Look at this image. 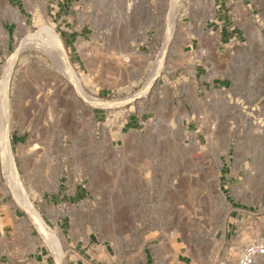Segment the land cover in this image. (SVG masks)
<instances>
[{"label": "rangeland", "instance_id": "1", "mask_svg": "<svg viewBox=\"0 0 264 264\" xmlns=\"http://www.w3.org/2000/svg\"><path fill=\"white\" fill-rule=\"evenodd\" d=\"M163 1L0 0V264H237L264 240V0L246 1L245 34L220 50L210 0ZM45 27L87 95L110 108L77 94ZM81 33L71 48L66 34ZM21 41L6 114L5 69ZM7 124L24 193L54 243L8 184ZM180 126L198 145L189 168ZM41 172L56 180L44 186ZM75 184L84 193L68 202L61 192Z\"/></svg>", "mask_w": 264, "mask_h": 264}, {"label": "bare ground", "instance_id": "2", "mask_svg": "<svg viewBox=\"0 0 264 264\" xmlns=\"http://www.w3.org/2000/svg\"><path fill=\"white\" fill-rule=\"evenodd\" d=\"M166 1V0H164ZM163 1V2H164ZM176 2V1H175ZM175 5V4H174ZM173 8V7H172ZM174 10V9H173ZM172 11V10H171ZM15 12V11H14ZM13 13V12H12ZM173 14V13H172ZM19 21L21 20V16L19 13H16ZM170 25V24H169ZM26 26V23L24 21L21 20V27L24 29ZM44 34V40L45 42H47L49 44V46H51L52 48H54L55 50H57V52L59 53V67L61 72L63 73V76H65V78L67 79V81H69L75 88V91L77 92V94L79 96H81V98L83 97L89 104L90 107H100V108H105L108 109L110 108L113 104L112 103H108V102H102V101H97V100H93L92 97L90 98V96L87 95V93L84 91L82 85H81V81L78 78L76 72L74 71L73 67L71 66V64L69 63L68 60V56L64 50V47L62 45L61 40L59 39L58 35H56L50 28L45 27L42 31ZM24 41H21V43L19 44V47L17 48L16 53L13 55V57H11L10 60V64L9 66L5 69L6 70V77L4 78V87H5V92L4 95L2 97V108L4 113L8 112V108H9V103H8V96L6 94L7 92V86H8V81L10 79L11 76V72H12V66L14 65L15 61L17 60V58L20 56L21 52H22V47H23ZM47 48V47H46ZM154 72V71H153ZM154 74V73H153ZM157 76L158 74L156 73L155 75H152V77L147 81V85L149 87H151V85H154L156 83L157 80ZM130 80V79H129ZM151 89V88H150ZM146 91V90H145ZM141 92V91H140ZM139 92V93H140ZM78 97V96H77ZM96 99V98H95ZM6 120V119H4ZM7 122V121H6ZM5 123V122H4ZM6 126V125H5ZM4 126V127H5ZM5 134L3 136V141L4 143H2V147H3V151L6 158L8 156V160L9 162H7V166L8 169L5 171L7 172V178H8V184H10L11 187V191L13 193V195L15 196V200L18 201L20 204H22L24 206V208L27 209V213H29V217L34 221V223L40 228L42 234L45 236V238H47L48 241L53 242L54 243V239H55V235L52 233V231L48 230V227L46 224H44V222L41 219V216L39 215V213L35 210V208L33 207V205L27 200V195L24 193L23 190V185L19 176V173L17 171V168L15 166V162L14 159L12 157V151H11V147H10V140H9V130H8V124L7 127H5ZM179 133L180 136L182 138V140L180 141V145H179V152L182 154V159L184 161V163H186V167L185 168H189L190 165L193 164V158L192 159V154L194 151L198 150V145L196 143V141L194 139H192V144H187L185 141L186 135H187V128L180 126L179 128ZM214 133V132H213ZM3 134V133H2ZM214 135V134H213ZM123 134L119 135V138H122ZM210 139V138H209ZM238 142V141H237ZM224 143L228 144V141L225 140ZM211 145V144H210ZM214 146V145H213ZM230 146V145H229ZM237 152L240 150V145L237 144ZM213 148V147H211ZM208 149V148H207ZM154 152V151H153ZM214 152V151H213ZM143 153V152H142ZM200 155V154H199ZM4 156V155H3ZM138 156V155H137ZM137 158V157H136ZM198 158V157H197ZM5 159V158H4ZM3 159V160H4ZM201 159V158H200ZM7 160V159H6ZM204 160V159H203ZM140 163V162H139ZM219 163V162H218ZM6 164V163H4ZM153 164V163H152ZM196 164V163H194ZM200 164V163H199ZM198 164V165H199ZM206 167V166H205ZM6 168V166H5ZM191 168V167H190ZM182 187V186H181ZM130 213V212H129ZM128 214V213H127ZM35 225V226H36ZM20 231V230H19ZM20 233V232H19ZM22 233V232H21ZM43 236V237H44Z\"/></svg>", "mask_w": 264, "mask_h": 264}, {"label": "crops", "instance_id": "3", "mask_svg": "<svg viewBox=\"0 0 264 264\" xmlns=\"http://www.w3.org/2000/svg\"><path fill=\"white\" fill-rule=\"evenodd\" d=\"M247 0H210L209 1V10L211 11L210 21L216 23L217 32L219 33L217 36V41H215V45H217L218 50L222 48L225 43H228L232 40H236L241 38L243 34H245V29L243 28V34H240L239 31L241 27L239 26V22L241 20L246 19L250 15L249 5L246 2ZM214 12V14H213ZM230 21H237L236 24H230ZM73 33V32H71ZM73 36L70 34H66L65 40L67 43L71 44V48H76V44L84 40L86 37L81 33L77 36V39L73 41ZM212 45V42H209V48ZM216 51V50H215ZM24 134L19 132H14L11 136V141L15 149L21 150V147L24 145L23 142ZM25 173H29V170H25ZM35 179L41 180L44 182V186L49 184L48 182L56 180L54 173H39V176L35 177ZM46 193V192H45ZM56 192H51L50 195H54ZM84 193L83 186L78 185H70L65 191L61 192L62 198H66L68 202H76L80 200ZM238 212V213H237ZM241 214L238 209H234L232 211V215ZM241 247V246H240ZM189 253L182 254L188 255ZM178 264H187L184 258H181L178 255ZM184 260V262H183Z\"/></svg>", "mask_w": 264, "mask_h": 264}, {"label": "built area", "instance_id": "4", "mask_svg": "<svg viewBox=\"0 0 264 264\" xmlns=\"http://www.w3.org/2000/svg\"><path fill=\"white\" fill-rule=\"evenodd\" d=\"M264 258V240L248 243L242 250L241 258L237 264H257Z\"/></svg>", "mask_w": 264, "mask_h": 264}]
</instances>
